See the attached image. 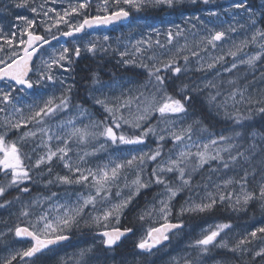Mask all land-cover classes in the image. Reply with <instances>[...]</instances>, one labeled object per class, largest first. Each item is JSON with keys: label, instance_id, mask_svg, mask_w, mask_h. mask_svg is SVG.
<instances>
[{"label": "rangeland", "instance_id": "374dc122", "mask_svg": "<svg viewBox=\"0 0 264 264\" xmlns=\"http://www.w3.org/2000/svg\"><path fill=\"white\" fill-rule=\"evenodd\" d=\"M44 2L45 0H28L26 6L17 7V4L21 3V0H12L11 4L4 5L0 8V36L8 35L11 38V34L16 33L14 46L21 50L20 54H22L23 48L19 44L20 30L24 28V21L20 17H26L27 19H34L36 21L32 29H30L31 31L36 28L45 31L46 27H51L52 34L58 35L68 30L64 24L58 26L59 31L57 27H52L55 13H50V16L53 17L50 20L42 16H37L31 11V7ZM78 2H82V0H56V3L48 0L45 8H54L63 14L65 10L69 9V5H74ZM235 2L237 0H209V3L205 4L203 0H196V3H192V0H181V2L174 4L171 8L167 6L153 7L148 5L140 11L131 9L129 11L132 15L131 20L125 25L87 30L78 37L65 41L56 40V42L46 45L33 63L32 80L35 85L32 90L25 88L21 91L18 88L20 86L17 87L13 83H5L0 80V91H9L13 87L17 89L12 91V103H0V108H4V111L0 112V133H2L5 131V118L15 122L21 115L27 117L35 108L42 107L43 103L51 97L58 98L61 95L69 96L72 91V85L63 74L64 68H53L52 74L55 77L54 81L42 80L40 83H36L37 79H39L37 74L38 70L43 68L42 60H48L54 53H58L64 47L71 50L79 46L81 48V55H83L85 53H92L86 50V45L90 42L96 43L97 49L95 52H99L103 58H107L119 69L118 73H113L109 79L104 78L97 72L87 74L89 78L84 83L85 90L83 97L89 99L93 105H97L105 113L103 117L99 116L90 104L81 101L71 104L66 110L58 111L52 116L45 117V122L41 125L32 122L28 124L27 128H21L19 131L13 129L8 132L6 140L17 143L24 158V164L30 168L32 180L26 183V186L30 189V193H27L24 199H14L16 196L21 195L15 188L10 189L5 197L0 198V203H3L4 200L12 201L11 204L0 207V264H5L17 251L31 246L29 241L16 237L14 230L17 226L27 225L31 227V224H35L37 217L44 212L49 213L50 218H54L57 215L56 206L58 204H75L78 199V194L86 196L91 191L90 188L85 187L83 184L66 185L57 183V175H68L69 172L68 169L64 168L63 162L55 158L50 165L52 168L51 173L47 171L49 165H42L38 169L32 168L36 159L47 151L41 144L42 139L50 144L53 150L57 146H63L61 141L56 139L57 135H66L68 131L67 126L61 127L63 122L73 119L77 126H80L81 121L87 124L89 119H91L105 121L110 124L111 118L109 114L100 105L94 103V98H128L140 96V93L143 92L144 95L140 97L139 101H133L130 110H124V115L128 119L139 115L138 105L140 110H142L150 102L152 93L156 91L153 87L155 84L154 80L152 83H147L149 79L148 73L145 68L139 66L141 61L149 66L153 64L160 66V61L166 62L174 54L177 55V63L182 69L181 73H185L186 77L184 79L188 78L190 82L184 88H178L173 93L168 90L165 81V90L169 95L177 99H183L181 95L184 94V91L189 90L196 95L205 89L209 85L211 73L219 69L229 71L233 69V63L237 66L245 64L249 66L247 63H241V61H247L250 56L264 51L260 48V44L264 43V40L258 37L255 43H249L247 46L242 47L236 57L227 54L229 50L235 51V46L239 45L242 40L247 39L250 41L254 31L250 25L245 28L239 27L240 23H246V15L239 14L233 19V12L236 10H233L231 6ZM102 3L103 0H90V7L84 10L85 14L88 17L105 15L106 13L97 11V6ZM247 3L257 13L264 9V0H247ZM209 12H215L217 15L209 16ZM197 17H199V20L196 19ZM83 18V15L72 14L70 22L75 24L81 22ZM41 20L45 21L43 25L40 23ZM256 20V27L264 29V17L257 15ZM230 24L237 28L235 32H227L222 41L216 42L217 46L215 48L211 45H206L204 41L209 34V29L226 30ZM176 26H179L182 30V35L178 37L174 36L172 42L169 43L167 33L169 30H172L173 34H175ZM45 33L51 36L46 31ZM26 36L27 34L25 33V39ZM105 36L108 37L107 41L104 40ZM137 41L150 42L151 47H149V43H144L141 47L142 49H146V51L136 53L133 45ZM157 41H159V44L156 43ZM0 45H4L6 52L9 50L8 45L5 44L3 39H0ZM178 49H183V51L178 53ZM125 50H127L129 55L124 57V59H133L135 63H120V52H124ZM192 51L199 52V56H192ZM185 55L189 57L187 63L183 59ZM220 56H223V60L215 62V66L209 69L207 65L213 63L214 58ZM150 57H153V59H149ZM73 58L76 57L73 55ZM259 60L255 62L254 66H251V74L256 72L254 78L251 77L244 84H234L229 86L227 90H224L223 96L220 98L221 100L215 105L220 114H237L241 110L248 108L251 103H255L258 99L264 98V69L259 70ZM65 68L69 69L68 64H65ZM111 70L114 69L112 68ZM94 73L98 79V83L95 84L93 83ZM181 73L175 74L163 69L161 71V75L165 77V80L167 78L170 79L169 77L180 75ZM69 86H71V91L66 92L65 90ZM233 92L237 93L235 100L230 98V94ZM241 92L243 93V99H241L239 94ZM160 95L162 94L157 93V99H159ZM145 97L148 100H145ZM249 99H251V102H249ZM13 105L22 111L16 112ZM77 105L87 109L88 117H81L76 107ZM186 110V114H166L164 117H161L158 112L153 113L148 120L142 122V126L155 127L157 135H149L143 144H112L110 141L106 142L102 137L84 145L71 143L70 147L72 150L69 152L71 163L73 165L78 164L82 169L91 168L95 170L104 165H111L113 162L118 163L126 160L132 155L150 152L160 144L162 145V155L156 161H148L143 166V172L140 173L144 179H148L153 168H156L159 164H166L169 157L175 158L180 151H191L194 154L198 150L197 146H199L200 150H203V145L209 143L212 139L217 140V144L215 146L210 145L209 152L211 155H215L217 150L232 145L234 139H230V135L223 136L229 139L221 141L219 139L221 136L218 134L198 129L197 121L199 119L197 111L187 106ZM189 125H192L190 140L186 135L183 142H177L169 135V132L179 131L181 128H187ZM40 127L49 130L48 135L52 136L50 141H48L47 135L41 137L39 133L35 138H29L25 141L19 140V137L24 131L29 129L35 131ZM116 131L118 133L123 132L129 136L139 133L138 129H134L128 125H122ZM161 134L165 136L164 141L158 140V136ZM101 144L104 145L103 148L100 147ZM253 145H255L254 150ZM85 152H88L89 155L85 156L83 161H80L78 157L83 156ZM238 152L245 153V156H248L249 159L245 160L242 157H238L236 162H232L229 159V155H236ZM220 154L223 157L222 160H211L206 163L211 166L215 164L214 166L217 167L215 170L214 167L209 169L211 173L207 174L209 177L205 178L200 185L194 186L190 183V186L182 187L177 193V195L184 193L183 195L186 199L181 207L186 208L190 204L200 203L202 200L206 202L208 195L212 194V196L217 198V201H219L218 198L220 195H231L232 200H226L224 202L234 213L246 209L248 204L244 206L238 205L236 208L231 206L236 196H242L243 194L241 192V184L237 183V181H240L241 177L244 176L245 170L248 172L247 183L245 185L246 191L255 192L259 196V188L261 184H264V132L259 129H254L249 132L246 145L245 143L242 145V142L235 143L229 151H221ZM195 162L197 163L196 158ZM225 162L229 164L228 168L224 167ZM138 172H140V169L135 166L124 169L121 180L119 181V187L113 186L108 202L98 204L97 209L102 210L111 204L119 202L120 199L127 197L129 195V188L125 187V177L127 178V183L131 185V181L136 178ZM176 178L178 179L177 175ZM229 179H232L233 183L225 186V181ZM49 180H52L53 183H47ZM3 182H5L4 178L0 175V183ZM154 185L155 183L147 188H151ZM178 186H180V182L173 183V187ZM144 189H141L139 194L132 199H135L134 204L137 211H139V222L136 224L135 230L125 239L122 245L105 248L102 242L103 237L98 232L103 229L118 226L126 208L121 213L119 222L117 223L116 219L112 217L106 222L107 227L101 226L98 228L94 224L86 225L84 219H81L79 226H74L65 232L71 234L72 237L62 247L44 252L30 259L24 258L21 260L20 257H17L15 260H12V264H54L55 261L56 264H77V261L80 259L79 253L82 249H91V251L87 252L81 264H185V261H188V264H264V261L260 260L256 262L250 261L251 259H260L259 256H255V252L264 247V236L261 237L258 233L256 238H252L249 235L257 228L264 227V219L261 221L255 219L247 222H242L238 219L231 222H224L218 219L209 221H201L202 219H200L199 221V219L193 218L185 222L178 231L172 233L169 242L157 248V252L148 255H142L144 254L142 253L139 255L138 251L142 252L137 247L140 240L146 238V234L150 228L164 222L158 210L161 206L160 201L166 200L168 196L164 187L155 198L143 202L144 198L140 193ZM117 191L121 192L119 197L116 196ZM53 193H56V195L53 196ZM49 197L51 199H47ZM33 200H38L39 203L33 205ZM25 205H30L27 210L31 214L27 217L21 215V211L24 210ZM139 206L142 207L140 210H138ZM259 206L264 209V201L259 199ZM181 207L177 210V213L171 207V215L168 217V220L179 218ZM85 212L92 213L93 215L97 214L93 212L91 207L87 208ZM191 213L199 212H185L184 214ZM142 215L144 219H140ZM85 219H87V216H85ZM219 224H229L230 228H226L220 233L214 244L209 246V251L201 252L195 246V241L202 238L209 230H215L216 225ZM88 229L90 230L88 231ZM180 232H187L189 234L191 239L189 247L182 248L180 246L179 241H177ZM245 239L248 242L241 245L236 251H233L238 242ZM221 242L227 243V247H220L219 244ZM108 249L111 251H107ZM196 254L201 255V257L203 256V259L200 260V256L192 258ZM235 256L237 261H235Z\"/></svg>", "mask_w": 264, "mask_h": 264}, {"label": "snow or ice", "instance_id": "6c2138e0", "mask_svg": "<svg viewBox=\"0 0 264 264\" xmlns=\"http://www.w3.org/2000/svg\"><path fill=\"white\" fill-rule=\"evenodd\" d=\"M48 0H45L44 3L37 6L31 7V11L37 16H42L47 19H53L50 16V13H55L54 23L52 27H57L60 24H64L67 27V31H63L60 34L63 36H72L74 33L83 32L86 28H92L96 25H107L111 24L114 21L122 20L129 16V11L135 9L136 11L142 10L144 7L151 5L155 6H167L171 8L174 4L181 2V0H103L102 4L97 6L98 12L106 13V15L88 17L85 14V11L90 7V0H82L74 5H69V9L65 10L63 14L56 11L54 8H45ZM52 3H56V0H52ZM192 3H196V0H192ZM203 3L208 4L209 0H203ZM28 4V0H21V3L17 4V7H23ZM231 8L236 10L233 12V19L236 18V15L244 14L247 17L246 23H240V28H245L246 26H251L254 31L251 36V40H242L239 45H236L235 51L229 50L227 53L230 56L236 57L237 53L242 49V47L247 46L249 43H255L259 37L261 40H264V29L256 27L257 20L256 16L260 15L264 17V9L257 13L248 3L247 0H237L233 3ZM72 14L83 15L84 18L81 22L71 23L70 17ZM209 16H216L217 13L209 12ZM24 21V28L20 30V39L19 44L23 46L22 55L20 54L21 50L17 49L14 46V40L16 38V33L11 34V38L8 35L0 36V39H3L5 44L8 45L9 50L6 52L4 45H0V80L6 79L11 81L14 86H20L19 90H24L25 88L31 89L34 84L31 80L29 74L32 72V60L33 55L37 52L38 47H43L45 44H51V41L47 39L44 35H38L34 31H31L33 25L36 23L34 19H27L26 17H20ZM199 20V17L196 18ZM40 23L43 25L44 20H41ZM239 23V22H238ZM237 28L233 25H229L226 30H213L209 29V34L205 38L206 45H211L213 48L217 46L216 42L222 41L226 36L227 32H235ZM45 31L49 33L53 40L57 39L55 34H52L51 27H46ZM27 34V38H24V34ZM168 42L171 43L174 39V36L178 37L182 35V30L179 26H176L175 34L172 30H169L168 33ZM104 40L107 41L108 37L105 36ZM144 43L150 42L137 41L133 47L135 48L136 53H142L146 49H142L141 45ZM159 44V41L156 42ZM88 52H95L97 49V44L90 42L85 46ZM186 47V46H185ZM260 48L264 50V43L260 44ZM206 50V48H205ZM183 51V49H178L177 52ZM80 57L81 48L79 46L69 49L64 47L58 53H54L48 60H42L43 68L38 70V77L36 83H40L42 80L54 81L55 77L52 74L54 67L64 68L65 71L68 68H65V64L71 65L73 63L72 56ZM129 53L127 50L120 52L121 61L123 64H132L135 63L133 59H124L128 56ZM192 56H199V52L192 51ZM261 56H264V51L257 53L254 56H250L247 61H241V63H247L249 66H254L255 62L261 59ZM149 59H153L150 57ZM178 56H171L166 62L160 61V66L153 64L149 66L143 61L140 62L139 66L147 70L148 81L147 83H152L155 81L153 87L156 89L151 95V100L149 103L140 110L138 105L139 115H136L132 119H128L124 115V110H130L131 104L134 100L139 101L140 97L144 95L143 92L140 93V96L136 97H115L114 99H109L108 97L104 98H94V103L100 105L103 110L109 114L111 118V123H106L105 121H96L89 119L87 124H84L81 121V125L77 126L75 120L69 119L66 122H63L61 127L67 126L68 131L66 135H57L56 139L61 141L63 144L62 147L57 146L54 150L51 145L48 144L43 139L41 144L47 149L46 153L40 155L35 163L32 165V168H40L42 165H49L47 168L48 173L52 172L50 165L53 162V159H57L63 162L64 168L68 169V175H57L56 182L60 184L72 185V184H83L85 187L90 188L91 191L85 196L83 194H78V199L75 204H58L56 206L57 215L54 218H50V214L44 212L40 214L35 224H31V227H20L15 228V235L17 237H30L31 246L17 251L11 259L7 260L5 264H12V260H15L17 257H20L21 260L24 258H32L38 253H42L43 250L49 249L50 245L57 244L60 241L69 239L68 235H65V232L72 229L74 226H79L81 219H84L86 225L94 224L98 228L103 226L107 227L106 222L110 218L114 217L119 222V218L123 210L131 203L132 199L139 194L141 189L149 187L151 184H163L165 191L168 196L166 200L160 201L159 213L161 214L164 223L160 227H152L148 230L146 238L141 239L138 248L151 253V250L157 245H160L163 241L169 239L168 233L173 229H179L182 227L180 223H171L168 220V217L171 215V206L170 201L177 195L182 187H188L191 183V172L187 171L188 162L195 156L197 160L196 166L192 169L195 171L196 168L203 167L204 164L208 163L211 160H222L221 151H229L233 145H229L227 148L220 149L216 151L215 155H211L209 152V147L215 146L217 140L212 139L209 143L203 145V150H200L197 146V151L193 154L191 151H180L175 158L169 157L166 164H159L156 168L152 169L151 175L148 179H144L140 173L143 172V166L148 161H156L158 157L162 155V145L158 146L151 150L150 152H142L139 155H132L126 160L121 162H113L111 165H104L103 167H98L95 170L91 168L82 169L78 164L73 165L71 163L69 152H71V143L77 144H89L93 140L98 138H104V140L110 141L112 144H124V145H138L143 144L145 139L149 135L156 136L157 131L155 127H143L142 122L149 119V117L158 112L161 117H164L166 114H186V103L191 99L189 96H184L183 99H177L172 95H169L165 90V77L161 75V71L167 70L175 74L181 73L182 69L177 63ZM184 61L187 63L189 57L187 55L183 56ZM223 56L214 58L213 63H209L207 67L209 69L215 66V62L222 61ZM237 65L232 64V67L235 68ZM93 83H98L96 74H93ZM231 83V82H230ZM143 87V86H141ZM17 90L14 87L9 91H0V103L8 104L12 103V91ZM66 92L71 91V86H69ZM157 93H161L159 99H157ZM219 94V93H217ZM241 99H243V93H239ZM237 93L233 92L230 94V98L235 100ZM215 99V97H212ZM145 100H148L145 97ZM58 101V102H57ZM251 102V99H249ZM257 103L264 104V100L257 101ZM71 105V97L68 95H61L60 97H51L47 99L42 107L35 108L30 115L27 117L21 115L19 119L13 122L10 119L5 118L4 127L5 131L0 133V175L3 176L4 181L0 183V198L6 196L10 189L15 188L21 195L30 193V189L26 186V183L32 180L30 175V168L24 164V158L22 157L21 151L17 146L15 141L8 142L6 136L9 131L17 130L21 128H27L29 123L35 122L37 125H41L45 122V117L52 116L58 111L66 110ZM16 112H21L19 108H15ZM31 107V106H29ZM79 110L81 117H88L87 109L83 108L80 105L76 106ZM4 108H0V112H3ZM259 112L264 113V107L258 109ZM239 122V121H237ZM199 123V121H197ZM122 125H128L134 129H138V134H133L131 136L116 130L120 129ZM48 129L40 127L37 130H27L22 133L19 137L20 141H25L29 138L37 137L38 133L41 137L47 135L48 141L52 139L51 135H48ZM192 125H189L187 128H181L179 131H171L169 135L174 141L183 142L185 136L191 139ZM236 135H240L237 133ZM221 141H225L229 138L221 136L219 138ZM159 141H164L165 136L159 135ZM104 147L103 144L100 146ZM255 145H253V150ZM89 153L85 152L83 156H79L80 161L84 160L85 156H88ZM238 157H242L245 160H248L249 157L245 156V153L238 152L236 155H229V159L232 162H236ZM30 159V158H29ZM135 166L140 169V172L137 173L136 178L131 181V185L127 183V178L125 177V187L129 188V195L123 199H120L119 202L111 204L109 207L103 208L102 210L97 209L98 204H103L108 202L109 197L111 196V190L113 186L119 187V181L121 180L123 170L126 168H132ZM224 167L228 168L229 164L224 163ZM164 173H176L180 186L173 187L170 183L166 182L163 178ZM248 172L245 170V174L241 177L240 181L237 183L241 184L242 196H236L234 203L231 204L233 208L236 206H244L253 199H260L264 201V184H261L259 188V196L255 192H248L245 189L247 183ZM47 183H53L52 180H49ZM233 183L232 179L225 181V186ZM21 195L16 196L14 199L20 200ZM53 196L56 193L52 194ZM121 195L120 191L116 192V196ZM51 199V197L47 198ZM219 202L223 203L228 200L231 201V195H220ZM217 198L209 194L205 200H202L200 203H192L188 207H181L180 213L185 212H207L211 211L217 204ZM12 201L4 200L3 203H0V207H4L6 204H11ZM38 200H33L32 204H38ZM30 205H25L24 210L21 211L22 216H29L31 213L27 210ZM91 207L93 212L97 214L93 215L92 213H86L85 210ZM87 216V219H85ZM140 219H144L142 215ZM230 228L229 224H219L216 225L215 230H209L202 238L195 241V246L199 248L201 252L209 251V246L213 245L216 241V238L220 233L226 229ZM11 230V229H10ZM131 231V229H125V232ZM125 232L120 231L119 229H114L112 231H104L101 235L105 238L103 243L107 246H111L120 239ZM258 233L264 234V227L257 228L255 231L251 232L249 235L252 238H256ZM248 241L241 240L236 245V248L233 251H236L240 248L241 245L247 243ZM220 247H227V243L221 242ZM91 249H82L79 253V260L77 264H81V261ZM255 256L264 257V247L260 248L259 251L255 252ZM185 264H188V261H185Z\"/></svg>", "mask_w": 264, "mask_h": 264}, {"label": "trees", "instance_id": "16d2710c", "mask_svg": "<svg viewBox=\"0 0 264 264\" xmlns=\"http://www.w3.org/2000/svg\"><path fill=\"white\" fill-rule=\"evenodd\" d=\"M72 60V65L74 66V68L79 66L83 71L82 82L81 84H79L82 85V87L89 78V76L87 75L89 73L97 72L100 73L104 78L109 79L110 77H112L113 73L116 72L115 74H117L119 70L117 69L116 65H113L112 62H110L107 58H103L99 52L85 53L80 57V59L76 57ZM258 63L259 70L264 69V57H262L258 61ZM104 68L107 69V73L104 72ZM112 68L114 70H111ZM251 70V66H247L246 64L238 65L229 71L219 69L211 73L209 85L198 94L195 95L189 90L184 91V94L181 95L182 97H191V99L186 103V106L188 108L192 107V109L197 111L199 119V123L197 125L198 129L213 132L215 134H218L219 136L230 135V139H234L233 141L236 144L242 142V145L244 143L246 145V141L250 131L259 129L264 132V113L258 111L260 107H264V104L257 102L251 103L248 108L241 110L237 114H220L219 110L215 106L216 104H218V101L221 100L220 98L223 96L224 90H227L229 86H232L234 84H244L249 81V78H254L256 72H253V74H251ZM185 77L186 74L181 73L180 75L169 77L170 79L167 78L165 80L166 87L170 92L175 93L178 88H184L189 84L190 79H184ZM76 90H79V87L75 88L74 92H76ZM212 97H215V99H212ZM261 100H264V98L258 99L257 101ZM81 101L90 104L99 116H104L105 113H103L97 105H93L92 103H90L89 99H85L84 97L83 99H71V104H75L76 102ZM237 133H239L240 135H236ZM234 142L232 143L233 146L235 145ZM196 164L197 163L195 162V156H193L192 159L188 162L187 168V171L191 172V184L194 186L200 185L205 178L209 177L207 174L210 173V168L214 167V170L217 168L214 166L215 164H213L212 166L210 164H204L203 167L196 168L195 171H192ZM163 177L165 178L166 182L171 184V186H173V183L180 182L176 178L175 173H164ZM162 188H164V185L155 184L151 188L142 190L140 195H143V202L150 201L155 198ZM183 194L184 193H179L171 200V207L175 213H177V210L186 201ZM26 196L27 193L21 195V199H24V197ZM134 203L135 199L132 200L124 210L122 219L118 227L128 229L131 228L133 231L135 230V226L139 222V211H137ZM141 208L142 207L139 206L138 210H140ZM193 218L199 219V221L200 219H202L201 221L218 219L224 222H231L238 219L242 222H247L255 219L261 221L264 219V209L259 206V199H253L248 203L246 209L234 213L230 210L225 202L220 203L218 201L216 206L211 211L191 214L180 213L179 218H174L173 220L180 222L183 225L185 222L190 221ZM89 230L90 229H88V231ZM259 235L261 237L264 236V234L262 233H259ZM172 241H174V239H172ZM177 241H179V244L182 248L189 247L191 243L190 236L187 232H180V236L178 237ZM107 251L111 250L108 249ZM229 254L233 255L232 253ZM198 256H200V260L203 259V256L201 257V255L199 254L193 255L192 258H197ZM263 259L264 257H260V259H251L250 261H264ZM235 261H237L236 256ZM54 264H56V261L54 262Z\"/></svg>", "mask_w": 264, "mask_h": 264}, {"label": "flooded vegetation", "instance_id": "af4514ba", "mask_svg": "<svg viewBox=\"0 0 264 264\" xmlns=\"http://www.w3.org/2000/svg\"><path fill=\"white\" fill-rule=\"evenodd\" d=\"M12 3V0H0V8H2L4 5H9V4H11ZM129 14L131 15V13L129 12ZM131 17H132V15H131ZM35 33H40V34H42V35H44L47 39H51L52 37L51 36H48L46 33H45V31L43 30V29H40V28H36V29H34L33 30ZM87 30H85L84 32H86ZM83 32V33H84ZM81 35V34H80ZM53 42H56V41H52L51 43H53ZM48 45V44H47ZM45 46H43L42 48H41V50L44 48ZM41 50H40V52H41ZM39 55V54H38ZM82 55H80V57H81ZM80 57H78V59H80ZM36 59H37V57H36ZM35 59V60H36ZM69 66V69L67 70V71H63V74H64V76H65V78H67V80L70 82V84L72 85V91L70 92V94H69V96L71 97V99H83V93H84V90H85V87L83 86L82 87V85H79V84H81V82H82V76H83V71L80 69V67L79 66H77V67H75L74 68V66L71 64V65H68ZM77 69V70H76ZM104 70V72L105 73H107V69H103ZM33 74V73H32ZM32 74L30 75V78H31V80H32ZM79 74V75H78ZM5 83H12L11 81H7V80H3ZM33 81V80H32ZM2 82V81H1ZM33 84L35 85V83L33 82ZM79 85V86H78ZM18 87V86H17ZM77 87H79V90H76V92H74L75 91V88H77ZM18 88H20V87H18ZM34 88V87H33ZM130 234H132V231H131V233ZM130 234H129V236H130ZM128 237V236H127ZM125 239L126 238H124L119 244H117L116 246H114V247H117V246H119V245H122V243L125 241ZM29 244H30V242H29ZM63 245H61V246H57V247H55V248H53V249H51V250H54V249H58V248H60V247H62ZM51 250H48L47 252H49V251H51ZM141 250V249H140ZM142 252H139L138 251V254L140 255V254H142V253H144V254H142V255H148V254H153L154 252H157L156 250H153V251H151V253H149V252H147V251H144V250H141ZM43 254V253H42ZM39 255H41V254H39ZM38 255V256H39ZM35 257H37V255L35 256ZM142 264V263H141Z\"/></svg>", "mask_w": 264, "mask_h": 264}, {"label": "water", "instance_id": "95a60500", "mask_svg": "<svg viewBox=\"0 0 264 264\" xmlns=\"http://www.w3.org/2000/svg\"><path fill=\"white\" fill-rule=\"evenodd\" d=\"M92 17H94V16H92ZM129 20H130V14H129V16L127 17V18H124V19H122V20H118V21H114L113 23H111V24H107V25H96V26H94V27H92V28H86V29H89V30H96V29H105V28H109V27H112V26H114V25H119V24H124V23H127V22H129ZM82 32H80V33H74L72 36H63V35H58L57 36V39H60V40H67L68 38H70V37H73V36H77V35H80ZM36 34H38V33H36ZM38 35H41V34H38ZM27 38V37H26ZM39 50H40V47H38V50H37V52L33 55V60H34V58L36 57V55L38 54V52H39ZM23 54V53H22ZM21 54V55H22ZM33 60H32V64H33ZM30 75V74H29ZM27 89V88H26ZM32 89V88H31ZM31 89H28V90H31ZM169 222H171V223H180V222H177V221H169ZM164 222H162V223H160V224H158L157 226H155V227H160L162 224H163ZM181 224V223H180ZM20 227H27V226H25V225H19ZM182 228V227H181ZM114 229H119L120 231H122V232H125V229L124 228H120V227H111V228H107V229H103V230H100L99 232H98V234L99 235H101L104 231H112V230H114ZM180 229V228H179ZM179 229H173V230H171L169 233H168V236L171 234V233H173V232H175V231H177V230H179ZM131 233V231H127V232H125V234L123 235V236H121L120 237V239L118 240V241H116V243L115 244H113V245H111V246H107V245H105L104 243V246L105 247H113V246H115V245H117V244H119L128 234H130ZM65 235H68V237H69V239H67V240H64V241H60V242H58L57 244H53V245H50L49 246V249H51V248H54V247H56V246H59V245H61V244H64V243H67V242H69L70 240H71V235L70 234H68V233H65ZM102 236V235H101ZM17 237V236H16ZM103 237V236H102ZM18 239H21V240H29L30 242H31V238L30 237H17ZM103 239H105L104 237H103ZM168 241H169V239L168 240H166V241H163L160 245H157L155 248H153L152 250H155V249H157V248H159V247H161V246H163V245H165L166 243H168ZM49 249H45V250H43V252L44 251H46V250H49ZM151 250V251H152ZM39 254V253H38ZM33 258V257H32Z\"/></svg>", "mask_w": 264, "mask_h": 264}, {"label": "bare ground", "instance_id": "6f19581e", "mask_svg": "<svg viewBox=\"0 0 264 264\" xmlns=\"http://www.w3.org/2000/svg\"><path fill=\"white\" fill-rule=\"evenodd\" d=\"M254 1V0H253ZM77 70V69H76ZM79 75V74H78Z\"/></svg>", "mask_w": 264, "mask_h": 264}]
</instances>
